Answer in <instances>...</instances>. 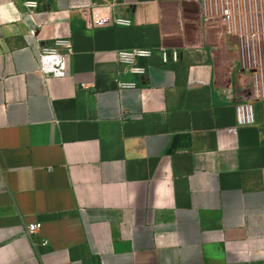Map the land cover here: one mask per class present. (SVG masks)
<instances>
[{
    "label": "crops",
    "instance_id": "0c3cea01",
    "mask_svg": "<svg viewBox=\"0 0 264 264\" xmlns=\"http://www.w3.org/2000/svg\"><path fill=\"white\" fill-rule=\"evenodd\" d=\"M24 1L0 0V264H264V99L200 0ZM112 1L130 26L92 24ZM56 37L61 76L39 61Z\"/></svg>",
    "mask_w": 264,
    "mask_h": 264
},
{
    "label": "built area",
    "instance_id": "2783aa9c",
    "mask_svg": "<svg viewBox=\"0 0 264 264\" xmlns=\"http://www.w3.org/2000/svg\"><path fill=\"white\" fill-rule=\"evenodd\" d=\"M88 6L91 11L92 24L96 27L130 26L133 22L131 17L115 14V3L113 1L98 5L89 4ZM237 6L238 0H200L201 14L207 25L224 26L223 32L236 34L240 37L242 48L252 46L254 50L256 44H260L261 38L264 44V27L260 29L257 24L256 27H252L251 31L246 32L247 36H244L240 21L243 16H256L258 18L260 13L246 12V10H241ZM23 7L29 13H34L38 9L39 3L37 0H26L23 3ZM262 17L264 18V13ZM245 21H247V18ZM72 53V42L68 37H56L51 43L42 44L39 53L41 70L47 75L61 76L68 67ZM152 55L153 50L151 48H133L117 51L116 58L118 63L124 66L127 73L142 77L145 74V68L141 64V60L150 58ZM161 56L163 61H167L168 54L166 51L163 50ZM171 56L173 60H177V51H172ZM241 68L249 72L252 77L255 98L264 99V68L262 64L260 62L258 64L254 60L253 64L249 62L248 65H245L241 61ZM118 85L120 87H135L137 82L118 81ZM226 92L228 101L235 105L238 123H252L254 120L252 103L236 101V97L231 90ZM39 226V223L29 224L26 233L31 236L37 231Z\"/></svg>",
    "mask_w": 264,
    "mask_h": 264
},
{
    "label": "rangeland",
    "instance_id": "374dc122",
    "mask_svg": "<svg viewBox=\"0 0 264 264\" xmlns=\"http://www.w3.org/2000/svg\"><path fill=\"white\" fill-rule=\"evenodd\" d=\"M237 8H240L241 10H246V12L253 11L260 13L258 18L256 16L242 17L240 23L242 24L241 27L243 28L244 36H247L246 32L251 31L252 27L253 26L256 27L257 24L260 27V29L264 27V18L262 17L264 13V0H238ZM246 18L247 21H245ZM213 29H215L218 35L225 37L224 38L226 39L225 44L227 50H229L228 57L237 60L238 65H240V67H241V61H243L245 65H248L249 62L253 64L255 60L258 64L260 62L264 68V44L262 38L260 44H256L254 50L252 46H250L249 48L248 47L242 48L240 45V37L237 36L236 34L223 32L225 29L224 26L214 25ZM241 49L243 50L244 53L242 52Z\"/></svg>",
    "mask_w": 264,
    "mask_h": 264
}]
</instances>
